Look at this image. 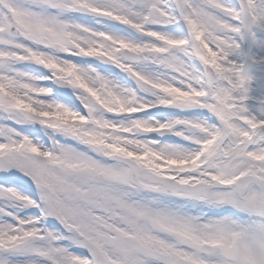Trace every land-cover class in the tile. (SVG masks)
I'll return each mask as SVG.
<instances>
[{"label":"snow or ice","instance_id":"snow-or-ice-1","mask_svg":"<svg viewBox=\"0 0 264 264\" xmlns=\"http://www.w3.org/2000/svg\"><path fill=\"white\" fill-rule=\"evenodd\" d=\"M0 264H264V0H0Z\"/></svg>","mask_w":264,"mask_h":264},{"label":"rangeland","instance_id":"rangeland-1","mask_svg":"<svg viewBox=\"0 0 264 264\" xmlns=\"http://www.w3.org/2000/svg\"><path fill=\"white\" fill-rule=\"evenodd\" d=\"M84 59V58H83ZM38 127V126H37ZM21 191H25L24 189H21Z\"/></svg>","mask_w":264,"mask_h":264},{"label":"water","instance_id":"water-1","mask_svg":"<svg viewBox=\"0 0 264 264\" xmlns=\"http://www.w3.org/2000/svg\"><path fill=\"white\" fill-rule=\"evenodd\" d=\"M85 59H89V58H85ZM106 67H111V66H106Z\"/></svg>","mask_w":264,"mask_h":264},{"label":"flooded vegetation","instance_id":"flooded-vegetation-1","mask_svg":"<svg viewBox=\"0 0 264 264\" xmlns=\"http://www.w3.org/2000/svg\"><path fill=\"white\" fill-rule=\"evenodd\" d=\"M69 91H71L70 89H69ZM74 99H75V97H73Z\"/></svg>","mask_w":264,"mask_h":264}]
</instances>
